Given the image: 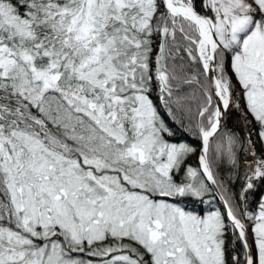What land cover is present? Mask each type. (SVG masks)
<instances>
[{
    "label": "snow or ice",
    "instance_id": "obj_1",
    "mask_svg": "<svg viewBox=\"0 0 264 264\" xmlns=\"http://www.w3.org/2000/svg\"><path fill=\"white\" fill-rule=\"evenodd\" d=\"M0 264H264V0H0Z\"/></svg>",
    "mask_w": 264,
    "mask_h": 264
}]
</instances>
